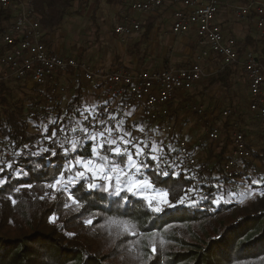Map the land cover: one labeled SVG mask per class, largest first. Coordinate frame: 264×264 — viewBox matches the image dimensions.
Instances as JSON below:
<instances>
[{
    "label": "trees",
    "instance_id": "obj_1",
    "mask_svg": "<svg viewBox=\"0 0 264 264\" xmlns=\"http://www.w3.org/2000/svg\"><path fill=\"white\" fill-rule=\"evenodd\" d=\"M75 1L31 0L34 18L42 29L53 30L71 13ZM14 18V8L0 5V32ZM152 29V24L146 26L143 41L150 38ZM246 47L241 45L240 52ZM259 53L264 61V43ZM233 74V66L219 68L207 83L229 90ZM1 77L0 72V264H264V183L261 195L250 205L227 200L228 190L222 189L229 182L222 164L227 159L233 109L224 124L227 139L223 151L215 156L210 183L195 167L177 166L175 144L182 137L176 130L161 144L158 158L163 161L151 159L155 157L152 144L143 147L137 163L148 160L150 167L137 174L138 179H147L168 197L166 203L153 200L149 208L147 196L123 193L129 196L125 202L99 188L89 190L86 184L90 180L77 181L67 192L60 186L49 187L61 172L67 179L82 170L77 165L72 173L66 171L76 156L98 163H106L109 156L120 166L126 158L113 156L107 144L96 157L91 152L92 141H78L85 147L66 156L63 146L71 148L79 119L87 117L80 95L70 100L58 122L52 120L44 99L26 92L22 81L14 79L17 85L13 86ZM17 90H22L23 96L16 95ZM31 107L39 110L33 119L28 115ZM239 119L244 120L242 115ZM104 121L103 125L115 127L111 117ZM31 146L49 152L32 156L35 151ZM249 146L264 167V145L258 150ZM213 157L211 153L208 161ZM247 163L254 167L253 162ZM181 200L182 206L167 207ZM155 207L166 210L155 214ZM87 220L93 223L86 224Z\"/></svg>",
    "mask_w": 264,
    "mask_h": 264
},
{
    "label": "built area",
    "instance_id": "obj_2",
    "mask_svg": "<svg viewBox=\"0 0 264 264\" xmlns=\"http://www.w3.org/2000/svg\"><path fill=\"white\" fill-rule=\"evenodd\" d=\"M124 1L131 9L141 13L151 12L172 3V32L176 35L186 34L195 27L200 51L185 66L170 64L155 70L118 67L111 71H96L84 60L63 57L48 51L43 41L44 31L39 21L34 18L31 0H21L18 3L0 0V5L15 10L14 23L0 32V65L5 68L1 78L11 77L42 88L47 105L61 107L67 93L61 73L72 68L82 74L85 82L95 88L98 105L96 114L90 120H85V117L79 119L80 124L76 127L71 141H90L82 139V130L87 129L89 133L96 134L106 120L103 118L111 117L114 112L129 113L132 117L141 116L144 121L161 122V133L169 135L175 130V121L172 118L173 102L178 97L183 98L204 80V62L207 58H216L219 68L237 65L243 70L248 85L249 112L264 127V61L257 50L249 49L241 53L236 38L224 33L217 20L220 0ZM252 11L256 12L257 28L264 30V1L234 7L235 16L241 20L247 19ZM140 29L139 18L126 17L115 26L114 31L116 35L126 39ZM186 107L199 115L206 111L203 104L195 102H188ZM38 111L31 107L29 118H35ZM229 113H232V109L224 110V115H230ZM220 137V128L211 127L206 139L213 141L219 140ZM202 144L208 145L207 141ZM175 147L178 151L177 166L195 167L197 172L207 175V181L210 183L212 164L200 160L185 138H181ZM31 150L39 151L36 146H31ZM251 158L249 140L243 130H235L231 149L222 164L223 174L229 183L237 181L240 187H244L246 178L252 174V168L247 163ZM158 161L163 159L158 158ZM227 186H222V189L227 190Z\"/></svg>",
    "mask_w": 264,
    "mask_h": 264
},
{
    "label": "rangeland",
    "instance_id": "obj_3",
    "mask_svg": "<svg viewBox=\"0 0 264 264\" xmlns=\"http://www.w3.org/2000/svg\"><path fill=\"white\" fill-rule=\"evenodd\" d=\"M234 4L245 5L246 2L244 0H240ZM118 8V4L110 3L108 2V0H101L99 2V8L96 13L97 18H92V16L88 14V6L84 7L83 12L68 14L62 24L59 27L55 28L52 32H50V42L48 44V48H51L53 46L54 51L58 55H61L63 57H73L75 59H80L82 51H85V56L81 59L88 62L89 64H92V59L101 60L102 58H105L106 60L107 57H110L111 55L121 53V47L127 46L132 41L133 37L124 40L122 37L115 34V26L120 23V21H124L126 17L133 18L140 12L134 9H129L127 13H124V16L122 15L119 18L117 12ZM72 10H74V6L72 7L71 11ZM235 20L240 21L239 19ZM95 21L96 23H94ZM12 23H14V20L10 24ZM165 23H167V20H162L161 24L159 25V30L157 31V33L153 34V40H155V43H150L147 46L148 48L142 47L140 50H145L144 53L146 55L148 51L153 52L154 49H156V55L159 52H165L167 55V59L169 54L177 55L178 58L180 56H184L185 52H176V47L184 42H195L196 36L193 34H188L190 37L184 34L175 36L173 40H170L171 43H167V45L164 39L169 40L170 38H173L174 35L170 30V24L167 23L166 26H164ZM141 31L142 27L138 32H135V34L140 35L143 32ZM256 34L259 33L257 32ZM260 35L262 34L260 33ZM261 39H264V35L261 37ZM164 46L166 47L167 52L165 51ZM195 47L196 50L193 55L197 54L200 51V47L198 45ZM187 56H189V60H192L190 52L187 54ZM177 63L180 64L181 62ZM204 68L206 70V76L204 80L200 82L193 90L187 92L183 96V98H181V100H177V106H174V108L172 106V118L175 121L174 129L177 130L180 137L185 139L187 138L190 141L198 143L207 141V146L209 147L207 149L204 148V153L207 154L208 149L211 148L215 151L214 155L218 156L219 153L223 151L222 148L225 147L224 142L227 139V132L225 131L224 124L228 119V115H224V110L233 109L234 116L230 115L231 117L229 119V121L231 122L229 128L231 138L229 143H226L228 146L226 147V156H228L229 150L231 149L233 133L235 130H243L246 138L249 140V144L252 145L255 150L261 149L264 145V127L249 112V92L245 78L244 80H242V78L239 79L237 77L238 79L234 81L235 83L232 84V88L229 90H225L222 86L210 85L207 83L209 77L212 76L216 72V70L211 66V64H209V62L205 64ZM7 82L13 86L17 85V81H15L14 78L12 79L11 77L7 79ZM22 82L24 84L22 85L25 86L26 92L30 94L35 92V95H38L44 99L43 105L49 107L52 111V120H56L59 122V119H61L64 114V109L66 108L71 95L74 94V89L70 87V83H65L67 87V93L65 95V101L63 102L62 106L50 107L45 101V95H43L42 88L28 83L27 85L24 81ZM16 95L23 96V91L17 90ZM188 102L203 104L206 108V111L203 115L191 112L186 107V104ZM86 104L87 102L84 101L82 106L84 107V105ZM84 109L86 108L84 107ZM87 112L88 113L85 120H90L92 116L96 114L95 104L90 105L87 108ZM57 114L59 117L55 118V115ZM240 115H242L244 120L239 119ZM138 118V116L131 117L130 114H124L123 119H120L119 123L116 124L115 127L110 128L106 125H103L102 128L98 129L97 133L94 134L96 137L95 143H103L105 139H115L117 141L116 145L121 147L122 151L124 150V146L122 145L133 146L135 150H130L129 152L133 153L134 156L137 150L142 153L143 147L149 142L153 145V156H155L158 160L159 154L161 153V144L164 141H169L168 139H170L171 133L169 135H164L161 133V122L144 121L142 118ZM211 127L220 128L221 137L219 140L209 141L206 139L207 132ZM101 132L105 133L104 139H102L99 135ZM122 137L123 139H121ZM125 140H130L131 143L126 145L124 143ZM171 148L173 149L174 147L172 146ZM99 154L100 153L98 152L95 156L98 157ZM125 158V164L123 166L118 165V167L124 168L126 166L127 157ZM204 158L206 159V156H199L200 160ZM105 160L107 161L111 159L108 156L105 157ZM134 160H136V162L138 161L136 156H134ZM250 161L254 164V167L252 168V174L246 178V182L243 188L239 186V182L237 181H233L230 183L228 182L229 189H227V199L232 198L239 203L250 205L255 202L258 196L261 195V186L264 183V167L259 159L255 157L254 152H252V158ZM93 162L98 163L96 161ZM214 162L215 160L209 163L213 164ZM134 178L138 179V176L135 175ZM162 193L165 192L156 190L151 184V187H146L140 195L152 196L153 200L165 202L168 200L167 195H157Z\"/></svg>",
    "mask_w": 264,
    "mask_h": 264
},
{
    "label": "crops",
    "instance_id": "obj_4",
    "mask_svg": "<svg viewBox=\"0 0 264 264\" xmlns=\"http://www.w3.org/2000/svg\"><path fill=\"white\" fill-rule=\"evenodd\" d=\"M100 1L101 0H76L74 2V5H73L74 10L71 11V14L83 12L84 7L88 6L89 7L88 14L91 15L92 18H97L96 13L98 11ZM238 1H240V0H233V1H231V0H220V6H219L218 14H217V20L220 23V25L222 26V29L226 35L236 38V40L238 41L239 47H241V45H247L246 49H244V52L249 50V49H254V50H257L259 52L263 43H264V39H261V37L264 35V31L259 30L257 28L255 12L251 13V14H253V17H251V15H249V17L245 20H241V19H239L240 21L237 20L240 23H238L235 20L238 18L235 16V13H234V7L236 6L234 3L238 2ZM244 1L247 4V3H252L255 1H264V0H244ZM108 2L118 4L119 8H118L117 12H118L119 18L122 15L124 16V13H127L128 10L131 9V7L124 0H108ZM135 18L140 19L143 32L141 31L142 33L140 35L135 34V33H134L135 35L134 34L131 35L129 38L133 37L132 41L127 46L121 47L122 48L121 53H116L114 55H111L110 57H107L106 60H105V58H102L101 60L92 59L93 61H92V64H90V65H92V67L96 71H101V70L111 71V70L117 69L118 67H125L127 69L137 68V69L155 70V69L165 68L167 65H170V64L177 65L178 64L177 62H181L177 66H185V65H188L194 59L195 55H197V54L193 55V53H195V50H196L195 46L198 45L195 27H193L190 32L184 34V35H187L188 37H190L189 35H192V34L195 35L196 36L195 42H193V41L191 43L184 42V43H181L180 45H178L176 47V52H185L186 56L184 53V56H180L178 58L177 55H170L169 54L168 59H167L166 58L167 55L165 52H162V53L159 52L160 54L158 53L156 55V51H155L156 49H154L153 52L148 51L145 55V53H144L145 50H143V51L140 50L142 47L148 48L147 46L150 43H155V40H153V34L157 33V31L159 30V25L161 24L162 20L163 21L167 20V23L170 24V30L172 32V25H173V20H174L173 19L174 18V5L172 3H168L164 7L156 9V10L151 11V12H147V13H141L140 12L135 16ZM94 23H96V21ZM167 23H165L164 26H166ZM149 24L153 25V29H152L151 34H150V38L144 39V41H143V33L146 29V26H148ZM53 30L49 31V30L43 29V31H44V37H43L44 40L43 41L46 43L47 48H48V44L50 42V38H49L50 32H52ZM260 31H262V32H260ZM257 32L259 34H256ZM260 33L262 35H260ZM172 34L174 36H173V38H170L169 40H166L163 38L166 41V44L167 43L170 44L171 43L170 40H173L175 36L183 35V34L176 35L173 32H172ZM126 39H128V38H126ZM126 39H124V40H126ZM139 45H141V46H139ZM164 49L166 51V47ZM48 51L51 53H56L53 49V46L51 48H48ZM189 52H190V55L192 56V58H191L192 60H189V56H187V54ZM84 53H85V51H82L81 58H83L85 56ZM66 57H68V56H66ZM81 58L78 60H83ZM208 62H209V64H211V66L215 70L219 69V67H220L219 61L216 58H214V59L213 58H211V59L207 58L206 61L204 62V66ZM233 68H234V74L232 77L233 84L235 83L234 81H236L238 78L239 79L242 78V80H244L245 74H244L243 70L237 65H235V67L233 66ZM4 71H5V68L2 65H0V72L2 73V75H3ZM61 77H62V80L64 83L69 82L70 87H72L74 89V94L71 95L70 100L74 96L80 95L81 107H82L83 111L88 113L87 108L92 104H95V109H97L98 101H97V95H96L95 88H93L92 86L87 84V82H85L82 74L78 73L77 71H75L72 68H69L64 73H61ZM3 78H5V77H3ZM7 79L8 78H6V81H7ZM70 100H69V102H70ZM177 100H181V98L178 97ZM177 100H175L173 102V105H172L173 108H174V106L178 105ZM84 101L87 102V104L84 105V107L86 109H84V107L82 106ZM67 105H66V107H67ZM124 114L129 115V113L114 112V114L111 116V120H114V122H115L114 126H116V124L119 123L120 119H123ZM130 116L132 117V114H130ZM138 117L141 119V116H138ZM176 132H177V130H176ZM188 141H189L192 149L195 151V153L198 157L201 155L206 156V159L205 158L202 159L203 161H208V158L211 155V153H212V155L215 154L214 153L215 151L212 150L211 148L208 149L207 154L204 153L205 152L204 148L207 149L209 146L204 147V145L200 142L198 143V142H193L190 140H188ZM212 160H215V155H214ZM227 189H229V186H227ZM227 195H228V191H227L226 197H227ZM227 200H233V199L229 198Z\"/></svg>",
    "mask_w": 264,
    "mask_h": 264
},
{
    "label": "snow or ice",
    "instance_id": "obj_5",
    "mask_svg": "<svg viewBox=\"0 0 264 264\" xmlns=\"http://www.w3.org/2000/svg\"><path fill=\"white\" fill-rule=\"evenodd\" d=\"M84 133V136L82 139L90 140L92 141L91 146V152L93 154H97L99 149H103L105 147V144L108 145L109 151L112 153L115 157H127L126 166L124 168H120L117 165V162L113 160H107L106 163H94L91 159L85 160L81 156H76L74 163H69L66 167V171L69 173H72V170L77 167V165L82 168V170H77L74 172V174H71L68 176L67 179H65V175L63 172L60 173L59 177L55 179L54 183L49 185L52 189H57L58 186L60 188L67 192L69 191L70 185H75L77 181H89L87 182L86 186L89 190H95V189H101L103 192L108 193L109 195H113L116 197H122V199L127 202L129 200L128 195H123V193H129L131 196L136 197L141 194V192L146 187H151L150 182L147 179H136L134 178L135 175L141 174L144 169L150 167V163L148 160H139L137 163L136 160H134L133 153L129 152L127 148H125L123 151L121 147L116 146L112 147V145L117 144V141L115 139H105L104 143H95L96 137L92 133H89L87 129L82 130ZM102 139L105 138V133L101 132L99 134ZM123 139V137L121 138ZM71 148L67 146H63L64 154L67 156L69 152H76L78 149H82L85 147L84 144L78 143L76 141H71ZM125 144L131 143L130 140H125ZM48 153V148H41L38 152H32V156H38L40 153ZM55 155V153H53ZM135 156L138 158L141 156V152L139 150L136 151ZM152 160H155L156 157H151ZM39 167V166H37ZM159 166L157 165V168ZM169 172H164V176H168ZM157 195H164L166 196V193L157 194ZM72 198L71 196L69 197ZM148 201L149 208L152 206L153 197L147 196L145 197ZM217 204H220L221 200H215L214 201ZM166 203V201H165ZM183 200L178 202V204H167L168 208H175L177 206L183 205ZM195 206V202L193 205ZM166 209L164 207H155L152 208V211L155 214H162ZM55 219V217H53ZM86 224L93 223L92 220L85 221ZM72 235V234H69ZM152 251L155 252L156 248L153 246Z\"/></svg>",
    "mask_w": 264,
    "mask_h": 264
}]
</instances>
